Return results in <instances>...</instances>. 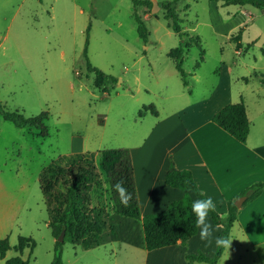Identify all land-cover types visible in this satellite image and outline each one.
I'll use <instances>...</instances> for the list:
<instances>
[{"label": "rangeland", "instance_id": "374dc122", "mask_svg": "<svg viewBox=\"0 0 264 264\" xmlns=\"http://www.w3.org/2000/svg\"><path fill=\"white\" fill-rule=\"evenodd\" d=\"M150 1L152 8L158 4L154 13L130 0H0V103L26 117L47 112L45 135L0 115V238L9 242L0 264L16 256L28 264H51L54 238L39 189L40 170L62 154L136 141L150 118L140 117L139 103L157 105L165 113L180 102L179 91L200 98L220 76L238 87L250 114L254 101L264 103V10L213 0H177L174 6ZM169 8L177 12L182 31L199 37L203 50L183 38L180 56L187 87L170 57L180 39L164 19ZM135 17L145 25L146 42L137 34ZM86 40L90 64L115 78L108 94L95 87L94 73L86 70ZM256 164L254 183L263 184L264 166ZM96 165L100 177L93 195L111 212L100 153ZM247 214L244 229L234 224L230 230L231 247L218 264H264V244L256 241L264 237V188ZM119 228L141 242L139 221L121 218ZM18 236L35 242L31 252L15 250ZM145 256V249L121 241L83 249L65 239L61 246L63 264H144Z\"/></svg>", "mask_w": 264, "mask_h": 264}, {"label": "trees", "instance_id": "16d2710c", "mask_svg": "<svg viewBox=\"0 0 264 264\" xmlns=\"http://www.w3.org/2000/svg\"><path fill=\"white\" fill-rule=\"evenodd\" d=\"M130 1L132 6L145 5L152 8L150 0ZM176 1L166 0L163 4L174 6ZM213 1L222 2L224 5H251L258 9H264V0ZM187 8L188 5L185 6V9ZM164 19L167 20V26L179 36V45L174 48L170 57L173 60L174 68L179 74L182 84L186 85V72L182 67L180 56V52L185 45L183 38L188 37L190 43L196 44L203 51L199 37L197 35L190 36L187 32L182 31L180 19L174 8L167 10ZM135 22L137 24L136 31L138 36L146 42L148 32L144 23L138 17H135ZM89 28L90 25L86 28L87 33ZM241 34L242 28H239L234 36V41L237 42L235 50L240 49L239 41ZM87 44L88 41L86 40L82 51V59L86 70L89 73H94L93 81L95 87L108 94V85L115 83V78L103 73L90 64L87 57ZM260 80L264 83L262 75ZM148 110H151V105L143 106L139 114ZM0 115L4 120L11 122L17 127L38 129L41 135L47 133L44 124V120L47 118L46 111H42L35 116L26 117L19 110H7L0 103ZM211 121L238 142H245L249 132V121L243 101L224 105L213 114ZM98 153H100L105 174L104 179L106 182L104 184L107 187L108 200L112 207L111 212L110 209L104 208L99 201H95V199L99 198L93 195V191L97 189L95 185L99 182L100 177L96 165ZM118 181H123V186L131 194V199L127 206L121 203L119 195L113 187ZM164 182L173 188L184 191L192 190L198 199L207 197L199 195L201 191L198 189L189 170H178L173 164L167 169ZM38 184L47 213V226L50 228V233L54 238V255L51 264H63L61 260V246L65 239L73 244L80 245L83 249H92L113 241L138 245L123 235L122 230L119 228L121 218L140 221L142 244L147 251L176 244L185 245L187 240L197 233L196 216L191 209L193 199L187 193L182 198L169 202L160 212L144 216L140 215L133 166L127 147L99 151H80L59 155L40 170ZM262 187L263 184L261 182H256L242 190L239 195L246 197L242 205L252 202L259 197L262 193ZM226 206V218H222L217 211H210L208 215L213 224L222 227L221 236L229 239L230 230L237 219L238 208L235 206L234 200H229ZM61 232H63V238L62 241H59L58 237ZM34 246L35 242L30 237L18 236L15 250L21 253L27 248L31 252ZM8 249V237L0 238V258L4 257ZM223 252L224 248L216 247L211 256L198 251L186 254L184 258L186 264H192L193 262L218 264ZM4 264H28V260L16 256L7 259Z\"/></svg>", "mask_w": 264, "mask_h": 264}, {"label": "crops", "instance_id": "0c3cea01", "mask_svg": "<svg viewBox=\"0 0 264 264\" xmlns=\"http://www.w3.org/2000/svg\"><path fill=\"white\" fill-rule=\"evenodd\" d=\"M183 93L178 92L180 102L165 113H161L157 105L148 104L151 110L140 116L150 117L144 132L137 136L136 141L132 140L125 146L129 149L133 166L139 212L141 216L160 212L169 202L182 198L186 193L193 201L198 199L192 190L184 191L165 184V173L173 164L178 170L186 169L192 173L198 189L205 196L212 197L217 205L216 211L224 217L227 202L238 198L242 190L255 182L256 171H259L256 161L264 166V119L261 120L264 103L254 101L253 113L250 114L238 87L221 76L207 95L192 99ZM239 101H243L249 121V132L244 143L238 142L211 121L213 114L221 107ZM139 104L140 110L146 106ZM252 118L258 119L257 123ZM260 180L263 182L260 196L247 206L241 204L238 208L234 224L240 228L244 229L247 223H243V220L249 217L247 213L262 198L264 181ZM208 222L214 229V237L221 236L222 227L213 224L209 215ZM199 231L197 228V233L185 245L176 244L151 251L144 248L141 239L137 246L146 251L144 264H186L184 256L198 250L213 255L216 249L214 241L211 246L205 247V242L199 238ZM256 241L264 244V237L257 236Z\"/></svg>", "mask_w": 264, "mask_h": 264}, {"label": "clouds", "instance_id": "9594fccd", "mask_svg": "<svg viewBox=\"0 0 264 264\" xmlns=\"http://www.w3.org/2000/svg\"><path fill=\"white\" fill-rule=\"evenodd\" d=\"M113 187L118 193L121 203L127 206L131 199V194L123 186V181H118ZM199 195L204 196V193L201 191ZM216 208L217 205L210 196L204 199H197L192 202L191 209L196 216V227L200 229L199 238L201 241L205 242V247L211 246L214 241L217 248L229 249L231 247L232 240L224 238L223 236L214 237V229L208 222L209 212L216 211ZM222 218H226V214Z\"/></svg>", "mask_w": 264, "mask_h": 264}, {"label": "water", "instance_id": "95a60500", "mask_svg": "<svg viewBox=\"0 0 264 264\" xmlns=\"http://www.w3.org/2000/svg\"><path fill=\"white\" fill-rule=\"evenodd\" d=\"M157 9H158V4L156 2H153V8L151 9V13H154L155 10H157ZM244 200H245V196H242V197L239 196L237 198V201L234 203L235 206L237 208H239ZM62 238H63V232H61V234L59 235L58 240L62 241Z\"/></svg>", "mask_w": 264, "mask_h": 264}]
</instances>
